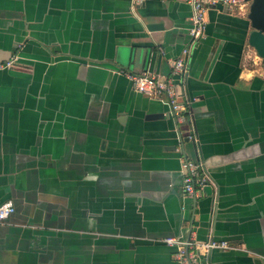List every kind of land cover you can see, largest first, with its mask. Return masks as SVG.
<instances>
[{"label": "crops", "instance_id": "1", "mask_svg": "<svg viewBox=\"0 0 264 264\" xmlns=\"http://www.w3.org/2000/svg\"><path fill=\"white\" fill-rule=\"evenodd\" d=\"M249 4L208 7L177 120L129 77L169 75L189 0H0V204L14 208L0 264H178L162 240L180 235L226 241L210 264H264V69ZM182 159L209 179L194 196Z\"/></svg>", "mask_w": 264, "mask_h": 264}, {"label": "built area", "instance_id": "2", "mask_svg": "<svg viewBox=\"0 0 264 264\" xmlns=\"http://www.w3.org/2000/svg\"><path fill=\"white\" fill-rule=\"evenodd\" d=\"M191 4V14L189 16L188 35L189 41L181 51L180 56L170 61V73L168 76H158L149 71L130 75L133 88L148 96L163 98L168 103L172 114L180 120L182 113L187 109V104L182 95L177 91L178 85L182 82L187 73V58L191 47L205 33V14L210 5L224 4L227 6H237L241 0H189ZM14 59L5 63L12 64ZM181 192L184 196H194L199 189L209 179L204 171L203 164L199 161L189 159L181 160ZM11 203L0 204V222L5 221L13 212ZM163 243L175 248L173 259L178 264H210L209 253L214 249L228 247L226 241H219L212 237L205 240H196L183 236H168Z\"/></svg>", "mask_w": 264, "mask_h": 264}, {"label": "water", "instance_id": "3", "mask_svg": "<svg viewBox=\"0 0 264 264\" xmlns=\"http://www.w3.org/2000/svg\"><path fill=\"white\" fill-rule=\"evenodd\" d=\"M247 18L251 25L247 41L261 59L264 69V0H250Z\"/></svg>", "mask_w": 264, "mask_h": 264}, {"label": "rangeland", "instance_id": "4", "mask_svg": "<svg viewBox=\"0 0 264 264\" xmlns=\"http://www.w3.org/2000/svg\"><path fill=\"white\" fill-rule=\"evenodd\" d=\"M257 56H258V55H257ZM259 62H260V64H259V63H256V64L262 66L261 59H259ZM251 63L253 64L252 61H251Z\"/></svg>", "mask_w": 264, "mask_h": 264}]
</instances>
